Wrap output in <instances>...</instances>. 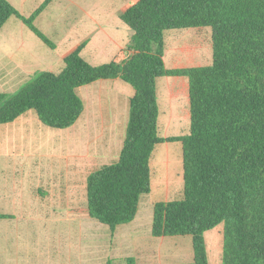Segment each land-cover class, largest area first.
Instances as JSON below:
<instances>
[{
	"label": "trees",
	"instance_id": "trees-1",
	"mask_svg": "<svg viewBox=\"0 0 264 264\" xmlns=\"http://www.w3.org/2000/svg\"><path fill=\"white\" fill-rule=\"evenodd\" d=\"M51 2L24 17L0 0V29L16 17L54 48L35 26ZM121 20L134 35L111 62L92 65L80 46L60 74L39 72L17 92L0 94V125L33 111L46 127L68 129L85 110L79 88L121 79L135 90L123 149L117 162L89 175L82 212L112 232L133 222L152 191L157 146L179 142L183 194L155 204L152 236H191L194 264H210L206 233L223 225L222 264H264V0H139ZM190 28L212 29V64L168 69L165 32ZM167 76L190 81L191 125L184 136L160 134L157 80Z\"/></svg>",
	"mask_w": 264,
	"mask_h": 264
},
{
	"label": "crops",
	"instance_id": "crops-1",
	"mask_svg": "<svg viewBox=\"0 0 264 264\" xmlns=\"http://www.w3.org/2000/svg\"><path fill=\"white\" fill-rule=\"evenodd\" d=\"M8 1L24 17H30L46 0ZM127 1H121L120 6H105L99 5L98 0H52L36 18L35 26L53 42L54 48L45 44L23 21L11 17L0 29V94L17 92L39 72L60 74L65 68V59L82 45V56L92 65L111 62L127 47L134 35L121 20V16L139 0H129L126 4ZM189 53L190 49L187 57ZM192 53L194 58L196 50L192 49ZM185 62L172 63L171 68L165 65L168 69L193 67ZM77 93L84 102L85 110L72 127L59 130L61 132L53 133L46 129L48 127L33 111L12 123L0 125V215L7 216L0 219V223L18 222V216L26 205L25 195L38 191L42 181H50L53 185L58 181L65 199L71 190L73 174L86 172L89 156L83 147L86 149L88 136L85 128L90 120L85 117L88 108L85 93H91L90 102L99 106V169L119 159L126 138L134 88L117 78L99 80L79 88ZM157 96L160 108L159 130L161 124L186 125L188 119L191 123L188 77L159 78ZM155 173L158 177L157 171ZM143 198L133 222L119 226L115 232L99 224L114 235L119 246L116 255L127 254L124 258L118 257L124 264H127L128 258H134L136 264H173L161 260L163 244L148 245L144 240L135 244V240L146 232L152 234L155 204L153 215L150 206L149 217L144 212ZM209 232L206 233V242ZM221 234L223 232L211 236L216 237L215 245L218 244L217 236ZM207 248L209 262L212 264V250L208 242ZM186 251L187 259L181 250L179 262L175 264H194V256L192 258L189 250Z\"/></svg>",
	"mask_w": 264,
	"mask_h": 264
},
{
	"label": "rangeland",
	"instance_id": "rangeland-1",
	"mask_svg": "<svg viewBox=\"0 0 264 264\" xmlns=\"http://www.w3.org/2000/svg\"><path fill=\"white\" fill-rule=\"evenodd\" d=\"M121 1L124 3L126 0H98V3L120 6ZM129 2L128 0L126 4ZM188 49L190 53L187 57ZM192 49L196 50L194 58ZM164 54L168 68L172 67V63L185 61L193 67L211 65L212 29L166 31ZM85 99L88 105L85 117L92 120L87 122L85 128L88 137L85 142L86 149L83 147V150L89 156L86 172L73 174L71 190L65 199L60 192L58 181L53 185L44 180L38 191L25 195L26 205L18 216L20 220L14 223H0V264H124L118 257L124 258L127 254L116 255L119 246L111 231L89 214L79 212L87 207V179L92 172L99 169V106L96 107L90 102L91 93H85ZM186 122V125L180 126L161 124L160 134L167 136L166 138L187 135L190 133V119ZM46 129L53 133L61 132ZM151 171L154 190L142 200L144 212L149 217L151 208L153 215V206L157 202L181 199L184 189L182 144L176 142L157 146L152 157ZM219 232H223V225L207 234V242L212 250V264H221L223 234L217 236V245L216 237H211ZM144 237L146 238L143 239ZM143 240L148 245H164L161 259L164 262H179L181 250L185 252V259L187 249L192 258L194 256L191 236L155 238L146 232L135 240V244Z\"/></svg>",
	"mask_w": 264,
	"mask_h": 264
}]
</instances>
